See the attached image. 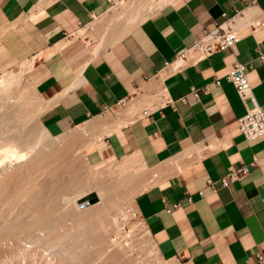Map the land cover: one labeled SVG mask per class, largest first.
Instances as JSON below:
<instances>
[{
    "label": "crops",
    "instance_id": "crops-1",
    "mask_svg": "<svg viewBox=\"0 0 264 264\" xmlns=\"http://www.w3.org/2000/svg\"><path fill=\"white\" fill-rule=\"evenodd\" d=\"M127 1L0 0V75L22 68L49 132L99 123L84 132L102 134L83 148L89 166L135 155L156 171L159 180L139 191L134 203L162 257L260 264L264 135L248 141L240 133L238 118L246 108L225 75L236 62L245 63L264 106V0H170L99 48L79 34ZM236 11L259 25L231 48L167 75L172 104L144 113L165 63L212 30L222 13ZM137 88L140 96L126 107V121L105 131V120L107 126L116 117L108 109ZM243 167L245 173L222 186L231 168Z\"/></svg>",
    "mask_w": 264,
    "mask_h": 264
},
{
    "label": "rangeland",
    "instance_id": "rangeland-1",
    "mask_svg": "<svg viewBox=\"0 0 264 264\" xmlns=\"http://www.w3.org/2000/svg\"><path fill=\"white\" fill-rule=\"evenodd\" d=\"M112 10L95 20L91 27L82 29L79 34L96 46L101 41L104 45L109 44L105 43L104 38L111 17L117 16H112ZM111 23L113 24L109 27L115 25V22ZM13 72L20 73L18 69ZM24 82L25 80L21 79L19 85H24ZM41 105L38 95L33 94V97L25 101L23 107L28 123L35 128L34 130L29 126L33 134L30 139L36 144L33 142L32 147H16L26 152L25 158L18 163L13 161L11 164L6 161L0 165V189L4 191L0 195L2 264H44L41 261L32 263L23 259V255L17 251V244L23 240L34 242L39 248L52 249L56 264H166V260L170 259L180 264L188 262L185 258H165L159 255L150 235L137 226V222L143 220L139 213L129 217L126 223L121 222L120 217V224L113 222L116 212L114 205H129L132 198L144 188L146 179L152 177L156 171L141 168L136 170L130 183L119 189L110 188L111 183L117 179L115 175L106 174V168L109 166L91 167L83 155L84 146L93 139L92 134H84L88 130L87 127H78L63 134L49 132L39 120ZM0 106L2 107V104ZM1 107L0 116L5 110V116L9 119V106L4 104ZM126 107L128 105L124 109H114L113 115L126 111ZM2 120L0 156L2 150L7 148V143H10L9 139L22 132H18L20 129L16 131L13 122ZM27 127H24V133L27 132ZM45 129L48 136L41 132H45ZM43 136L47 138L43 139ZM31 149L33 150L30 151ZM112 163L109 164L111 167L114 166ZM92 179L98 183V188H94L93 192L98 196V201L93 206H84L82 203L85 198H78L91 187ZM99 186L104 187L107 192L110 191L109 194H104L102 187V192L99 193ZM131 189L132 193L128 194ZM106 195H109V199ZM86 213L92 215L90 218L93 221L88 220ZM83 216L87 218L85 221L92 223L84 222Z\"/></svg>",
    "mask_w": 264,
    "mask_h": 264
},
{
    "label": "bare ground",
    "instance_id": "bare-ground-1",
    "mask_svg": "<svg viewBox=\"0 0 264 264\" xmlns=\"http://www.w3.org/2000/svg\"><path fill=\"white\" fill-rule=\"evenodd\" d=\"M169 1L170 0H132L130 2L127 1V2H124V3L118 4L115 8H113L115 10H112V12H113V15L112 16H114V14L117 15L115 18L114 17H111V22H115V25L109 27L110 24H113V23L110 22L108 24V26L106 27V31L107 32L105 34V38L103 37L106 40L105 43L106 44L107 43H113L114 41L118 40L123 34L125 35V33L128 32V30L131 27H133L139 21H141L142 19H144L152 11H154L155 9L161 7L162 5H164L165 3L169 2ZM101 46H104V42L102 43V41L95 48H99ZM96 50H98V49H96ZM21 71H23L22 68L20 70V73H18V72L17 73H14L13 71L10 70V71L5 72V73H3V74L0 75V101H1L0 104H2V107H3L4 104H5L6 107L9 106L8 107L9 108L8 110H10V113L8 111V113H9V115H8L9 116V119L5 116L6 113H7V111L5 112V110H4V113H2L1 116H0L1 117L0 120H2V118H3L2 122L5 119L8 120V122L9 121L13 122L15 126L14 125H12V126H14V128L17 129L16 131H18L20 129V131H18V132H21V131L23 132L24 127H27L28 126L26 133L23 132L24 134H22V132H21V134L20 133H17V135L14 134L15 136L13 138L10 137L11 138V140L9 139V142L10 143H7V148H5L4 150H2L3 152H1L2 155L0 156V165H3V162H6V161L7 162H10V163L13 162V161H14V163H16V162L18 163V161H21L23 158H25L26 152H23L24 150H21V149L18 150L17 148L20 147V146H22V147L23 146L32 147L31 144H34L35 143L34 141H33L34 142L33 143L32 140L30 139L31 138L30 136L32 134V131L30 130V127L29 126H31V125H30V123H28L27 114H26V111L24 110L23 107H24V103H25V101H27V99H29L30 97H33V94H35V95H37V94H36L35 90L33 89V87L31 86V84L29 82H27L28 79L25 80V78L23 76V72H21ZM21 79H24L25 80L24 85H22L23 87L19 85ZM151 99H152V97H151ZM151 99L149 100V105L152 104V100ZM135 102H137V100L131 102L130 104H128V108L127 109H129L131 107V104H134ZM122 112L121 113H118L117 112L116 113L117 115L115 114L116 117L112 121L113 123H111L110 125L108 124L106 126V124H107V122H109V120H105L106 121V124L104 123V127H105L104 129H105V131H112L114 128L118 127L119 125H121L122 123H124L126 121L125 115L128 116L127 115L128 113H126L125 111L123 113ZM104 119H107V118H104ZM109 119H112V118L109 117ZM0 123H1V121H0ZM2 124H0V125H2ZM98 124H99L98 122L96 123L94 121L93 123H91L90 125H88V127L91 128V127H94V126H96ZM4 126H6V125H4ZM14 128L12 127V129H14ZM31 128L33 129L34 126L32 125ZM98 129H100V128H98ZM29 130H30V132H29ZM34 130H35V128H34ZM41 132L43 134H45L46 136H48L47 135L48 134L47 130L45 132L42 130ZM100 132H101V130H100ZM96 133L98 134V132H96ZM97 134H95V135H97ZM99 135L102 136L101 133ZM99 135L94 136V134H93V139H91L88 143L92 142ZM32 136H33V134H32ZM46 136H43V139ZM17 145H19V146H17ZM32 150L33 149H31L30 151H32ZM112 164L114 165V166L112 165L113 167H111L110 165H108L109 167L106 168L107 169L106 170V174H109L111 176H114L115 175V178L117 180L112 182L114 186L111 183V185L109 187L110 188L111 187H116L118 189L121 186H124V185L130 183L131 181H133V178H134L133 175L137 171H139V169H141V168L142 169L147 168L145 166V164L143 163V161L140 158H138L137 156H135V155L129 156V157H124L121 160H119L118 162L116 161V162H114ZM100 171L101 170H99V172ZM97 172L98 171H96V173ZM25 174H26V172H25ZM18 175H20V174H18ZM94 179L91 180V183H92L91 184V187L87 188L83 193H81L82 195L78 199H84V198H86L89 194H91V193H93L95 191L94 188H98V183ZM158 179L159 178H157V174H153L152 177L146 179V182H145V185H144V188L143 189H145L148 186H150L151 184L157 182ZM101 187L99 188L100 190H101ZM1 188H2V186H1ZM100 190H98V191H100ZM102 190H103L104 194L105 193L106 194H109L108 192H110V191L107 192L104 187H102ZM102 190L99 193H101ZM130 191L131 192H129L128 194H131L132 193V189ZM3 192L4 191H2L0 189V195H2ZM10 196H11V194H10ZM102 196H104V195H102ZM108 196L106 195V197H108ZM108 199H109V197H108ZM82 205L86 206L87 204H85V202H83ZM93 205L94 204H92L90 206H93ZM114 207H115L114 209H115L116 212H115V216H114L113 222H115L117 225L120 224L119 219H118L119 217L122 220L121 222L126 223L127 222V219H129V217L136 216L137 215V211H136V207H135V203H134V199L133 198H132L131 202L129 203V205H127V206H123V205H120V204L116 203L114 205ZM90 213L92 214V212H90ZM90 213L89 214L86 213L85 215H87L86 217L89 216L88 220L93 221L91 219L92 218L91 217L92 215ZM97 214H98V212H97ZM84 219H87V218L84 217L83 220ZM86 221L84 220V222H86ZM90 223H92V222H90ZM137 226L141 227V230H144L145 233H148L149 234V232H148V230H147V228H146V226H145V224H144V222L142 220H140V221L137 222ZM4 229H6V228H4ZM6 230H8V228ZM96 231H97V229H96ZM90 235H92V233ZM90 235H89V237H91ZM158 254H159V252H158ZM166 264H180V263L177 262L176 260L170 259V260H166ZM184 264H188V263H184Z\"/></svg>",
    "mask_w": 264,
    "mask_h": 264
},
{
    "label": "built area",
    "instance_id": "built-area-1",
    "mask_svg": "<svg viewBox=\"0 0 264 264\" xmlns=\"http://www.w3.org/2000/svg\"><path fill=\"white\" fill-rule=\"evenodd\" d=\"M221 15L222 20L216 22L212 30L205 31L203 36L196 39L192 46L182 50L172 61L166 62L163 70L156 74L154 88L149 90V95L153 99L152 105L143 108L144 113L159 110L166 104H172L167 87L163 83V79L167 75L195 65L220 50L231 48L238 40L252 32L259 25V23L246 19L238 11L232 15H227L226 13H222ZM260 57L263 58L264 54H260ZM246 69L245 63L236 62L225 77L233 84L237 95L246 108L245 114L238 118L240 133L246 140L252 141L264 135V106L259 104L252 91ZM140 91L137 88L129 97L118 100L115 109H124L128 102H132L140 96ZM194 95L197 96L195 92ZM108 110L113 111L111 108ZM206 148L208 149L209 146L207 145ZM245 172L246 168L244 167L239 170L231 168L226 176L221 178L222 186H227L231 180ZM200 193L202 194V192ZM17 251H20L25 261L28 260L32 263L41 261L44 264H56L52 249L46 247L39 248L34 242L20 241L17 244ZM256 261L264 264V256L260 253L256 254ZM0 264H2V260H0ZM247 264H252V262H247Z\"/></svg>",
    "mask_w": 264,
    "mask_h": 264
},
{
    "label": "water",
    "instance_id": "water-1",
    "mask_svg": "<svg viewBox=\"0 0 264 264\" xmlns=\"http://www.w3.org/2000/svg\"><path fill=\"white\" fill-rule=\"evenodd\" d=\"M98 201V196L95 193L89 194L83 202L87 205H92Z\"/></svg>",
    "mask_w": 264,
    "mask_h": 264
}]
</instances>
